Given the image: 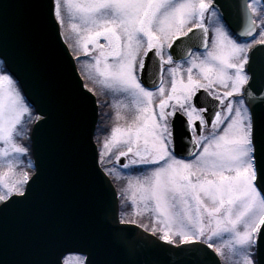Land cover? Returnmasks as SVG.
Masks as SVG:
<instances>
[{
  "label": "snow or ice",
  "instance_id": "obj_1",
  "mask_svg": "<svg viewBox=\"0 0 264 264\" xmlns=\"http://www.w3.org/2000/svg\"><path fill=\"white\" fill-rule=\"evenodd\" d=\"M8 6L0 3V14ZM26 6L34 25L56 30L54 50L69 20L97 76L130 96L137 110L132 124L113 129L88 178L103 184L117 166L129 175L146 172L135 177V187L161 225L164 244L203 253L211 264H264V0H238L246 20L241 32L233 31L230 5L222 0H29ZM19 73L15 50L0 39V160L12 174L27 160L18 179L0 176V214L31 205L42 180L31 170L33 136L25 118L35 117L39 128L47 114L31 103ZM118 144L126 151L113 162L110 146ZM106 156L113 168L99 166ZM118 213L120 224L140 227ZM97 243L90 229L56 231L43 238L39 258L13 259L0 239V264H100Z\"/></svg>",
  "mask_w": 264,
  "mask_h": 264
},
{
  "label": "water",
  "instance_id": "obj_2",
  "mask_svg": "<svg viewBox=\"0 0 264 264\" xmlns=\"http://www.w3.org/2000/svg\"><path fill=\"white\" fill-rule=\"evenodd\" d=\"M5 2L9 6L0 14V39L15 50L31 103L47 114V122L39 128L34 122L30 131L34 172L42 176L37 196L27 207L0 214V239L10 258H39L49 233L90 229L98 242L100 264H211V257L203 253L183 251L141 227L118 222V196L109 176L103 184L87 176L94 156L99 162L93 138L98 117L94 94L83 89L63 38L54 50L51 39L56 30L34 25L33 10L26 6L29 0H0ZM222 2L230 5L233 31H243L246 20L237 11L238 0Z\"/></svg>",
  "mask_w": 264,
  "mask_h": 264
},
{
  "label": "rangeland",
  "instance_id": "obj_3",
  "mask_svg": "<svg viewBox=\"0 0 264 264\" xmlns=\"http://www.w3.org/2000/svg\"><path fill=\"white\" fill-rule=\"evenodd\" d=\"M63 34L71 47V51L74 56H80L77 60L78 69L85 82V84L99 97L101 101L102 109L101 119L97 125L96 138L99 142V154L104 150V143L106 140H110L112 136V131L116 127H127L132 124L137 117V110L132 103V98L127 94L116 91L115 89L109 87L104 83L96 74L95 69L92 67V61L90 58L83 57V54L79 51L80 47V37L76 31L71 28V23L66 19L65 26L63 28ZM158 99V98H157ZM157 99L154 101V106L157 105ZM119 114V115H118ZM27 128L28 120L25 118ZM20 138L17 137V142L20 143ZM111 158L114 160L115 156L119 151H126V148L122 144L111 145ZM108 157H105V163L107 168H113V163H109ZM24 164V162H23ZM21 167L16 169V173L12 174L8 172L7 164L0 160V176L7 174L9 180L18 179L21 175ZM148 173H132L129 175L128 170L120 169L116 167L113 169L112 176L118 182L119 190L121 192V204L122 208L127 214V219L136 221L142 224L146 229H154L156 232L162 235L161 225L156 221L155 214L151 211L145 210L142 202H140L141 193L137 191L135 187V177L139 175L141 178ZM132 181L130 186L129 181ZM135 192L136 200L133 202V193ZM221 243L217 240V244ZM227 253V249H225ZM70 259H75V257L69 255Z\"/></svg>",
  "mask_w": 264,
  "mask_h": 264
},
{
  "label": "trees",
  "instance_id": "obj_4",
  "mask_svg": "<svg viewBox=\"0 0 264 264\" xmlns=\"http://www.w3.org/2000/svg\"><path fill=\"white\" fill-rule=\"evenodd\" d=\"M75 57H77V56H75ZM34 120H35V117H33V120L30 121V123L28 124V128H27V129L30 130V127H31V125H32V123H33ZM96 139H97V138H96ZM96 141L98 142V140H96ZM22 142H25V141L22 140ZM98 143H99V142H98ZM30 158H31V155H30ZM101 165H102L103 168H107V167H108L106 163H103V164H101ZM25 166H27V160H25V161H24V164L21 166V171H20V173L22 172V170L24 169ZM31 170L33 171V168H32ZM111 177H112L114 183L116 184V186L118 187V182L115 180V178H114L112 175H111ZM121 212H123V213L126 214V212H125L124 209L122 208V205H121ZM126 218H127V214H126ZM151 230H153V229H151ZM156 234L160 235V233H158V232H156Z\"/></svg>",
  "mask_w": 264,
  "mask_h": 264
},
{
  "label": "flooded vegetation",
  "instance_id": "obj_5",
  "mask_svg": "<svg viewBox=\"0 0 264 264\" xmlns=\"http://www.w3.org/2000/svg\"><path fill=\"white\" fill-rule=\"evenodd\" d=\"M257 22L259 23V20H257ZM166 75V74H165ZM166 79H167V75H166ZM168 87H170V85H168ZM159 103V98L157 99V104Z\"/></svg>",
  "mask_w": 264,
  "mask_h": 264
}]
</instances>
